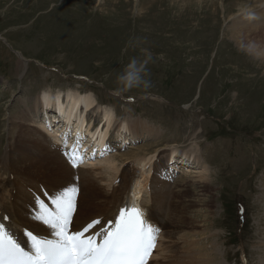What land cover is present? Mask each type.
Here are the masks:
<instances>
[{"label":"rangeland","instance_id":"obj_1","mask_svg":"<svg viewBox=\"0 0 264 264\" xmlns=\"http://www.w3.org/2000/svg\"><path fill=\"white\" fill-rule=\"evenodd\" d=\"M260 2L0 0V37L5 39H0V163L9 157L14 169L9 178L0 176L8 178L4 195L35 216L32 197L76 188L73 224L79 228L105 216L103 207L113 212L118 206L111 198L119 179L110 180L109 171L127 173L132 162L121 157L156 152L162 161L151 189L161 188L168 197L172 221L184 220L177 230L194 238V247L186 249L188 240L171 246V238L163 239L159 231L149 264L181 263L192 252L202 264H264V44H257L263 39L256 37L264 33ZM243 8L250 10L240 15ZM242 33L251 39L248 50L234 41L243 39ZM134 59L147 60L142 75L149 86L125 89L119 77ZM67 90L94 95L99 107L113 110L116 124L144 123L153 133L93 161L112 158L114 168L73 170L51 145V135L63 125L70 128L74 118L66 126L55 108L37 111L36 105L43 93ZM46 111L52 124L47 137L36 122ZM89 115L96 118V127L100 112ZM170 149L193 154L195 160L168 164L167 181L160 166ZM201 174L207 180L199 183Z\"/></svg>","mask_w":264,"mask_h":264},{"label":"bare ground","instance_id":"obj_2","mask_svg":"<svg viewBox=\"0 0 264 264\" xmlns=\"http://www.w3.org/2000/svg\"><path fill=\"white\" fill-rule=\"evenodd\" d=\"M257 1H261L260 3L264 4V0H257ZM249 10L250 9L243 8L239 11V13L243 12L240 15L247 14ZM261 29L262 31H264L263 28ZM241 30H247V27L242 28ZM260 32L261 31H258V34L256 35V37H261L263 39L262 43H257L259 45L264 44V33L260 34ZM1 38L3 37H0V39ZM242 38L243 39H235L234 41L237 44H239V46L243 47V49H246L245 46L247 44H250L248 43L249 37L244 36L242 33ZM6 42H8V40ZM246 50H248V47ZM256 51L257 50H255V53H257ZM21 66L22 65L19 64L18 67H21ZM36 105H37V111H39L40 108H44L45 110L55 108L56 113L58 114L59 118L66 122V126H68V124L71 123L73 118L75 120L74 125H72L70 128L65 127V125H63L62 127L64 128V130L63 129L57 130L56 128L54 129L55 131L53 130L52 135H51V138L53 139V141H51V145L53 147L54 146L57 147L58 145L62 143L61 139H59L57 135L58 131L61 132V134H63V131H68L70 132V134L73 133L72 135L73 138L79 137L78 135H80V138H83V136H85L88 139V142L95 141L94 142L95 146L99 148H103V146L107 144V138L110 134H114L120 141H124L126 136L129 138L135 139L137 136L142 137L143 134L147 135V134L153 133L152 129L149 130L150 131L149 133L147 132L148 129H146L145 127L146 125L144 123H138L137 125H132V124H128L126 121H121V122L119 121V123L116 124V121L114 120L113 110L108 107H99L94 95H92L91 93L82 94L75 90L74 91L67 90L65 91V93L57 92V94H54V95L49 94V93H43L42 96L38 99ZM81 108H82V111H81ZM96 111L100 112L99 117L101 120L98 123V125L94 127V124H95L94 119L96 118L92 119V117H90L89 114L91 112L94 113ZM34 113L36 116V111ZM46 113L47 114L44 119H37L36 122L38 124V129L43 133L44 136L47 137L48 135L51 134V132L48 130L46 126H44L42 121L46 123L48 122L49 125H52V124H51V121L48 119L50 118L49 113L47 111ZM41 114L42 113L40 112L39 115ZM19 128L23 130L24 126L20 125ZM118 149H120V147H118L116 150ZM176 152H177L176 150L170 149L169 153L166 156V159L164 157L165 165L164 166L161 165L164 170L165 168L168 169L167 167L168 164H170L171 166H174V164L177 162H179L180 164H183L185 162L186 163L191 162V164L194 163L195 156L193 154L185 153L184 155H179ZM170 154L172 156L175 154L173 161L171 158L169 159ZM156 156H157L156 152L151 153V154H148V153L145 154L143 152L141 153L140 151H137V152L132 151L130 152V154H127L121 157L123 160H125L124 162L126 163L130 161L132 162L130 163L131 168L128 170L127 173H121L120 175H118V171L116 168L110 169L111 171H109L110 180L116 182L117 178L119 179V184L118 186H116L119 189L113 193V196L111 198V200L113 199L115 200L114 202L118 203V206L113 212L112 211L108 212L105 209V207H103L104 205L106 206L108 202L107 200V202H104V204H102V206L100 207V208L103 207L101 209V213L102 214L106 213L105 216L107 218L103 216V218L106 220L110 217L115 216L117 211L122 206L129 205L131 207L133 206L139 207V208L142 207L145 210V216H146L147 223L151 226H155L156 228H158L159 231L163 233V236H162L163 239L165 238L169 240L171 238L169 240V243L171 244V246H173L174 243L175 244L178 243L179 241L183 242L185 240H188L189 245H188V248L186 249H191L194 247V242H193L194 238H191L189 236L188 238L183 237L180 231L177 230V228L180 227L179 224L184 225V220L179 219L178 221L177 220L172 221L171 217L173 215L171 211H172L173 206L172 204L167 202L168 197L165 196V193L162 191L161 188L158 190L151 189L149 182L152 178H155L156 164L157 162L162 161V159L158 161ZM164 159H163V162H164ZM93 161L85 162V164L83 165L84 166L103 165L102 167H107V168L115 167L114 166L115 161L112 158L104 159L102 161H96L95 163ZM168 161L170 163H168ZM8 163L10 164L9 157H8V162L0 163V176L4 177L8 175V178H9V176L13 173L14 171L13 166H10V165L8 166ZM169 169L172 170V167ZM203 171L207 172V169L204 168ZM160 174L162 173L160 172ZM8 178H6V180H4L3 178H0V217L9 216L11 217V219L8 221L0 220V223L11 225L14 235L17 236L20 240L23 239V235L22 233H19V231L24 230L25 228L33 230L34 233L40 236H46L48 238H52L49 229H45L43 227L38 228L37 222L32 221V218L34 217L32 212L21 211L20 208L13 202L12 197L4 195L8 189ZM204 179L207 180L204 174L203 175L201 174L200 176H198V180L200 181L199 183H201V181H203ZM166 180L169 181V178H167ZM186 180L188 179L183 178V177L181 178V181H186ZM27 198H28V195L22 196V200L24 201ZM111 200L110 202L113 201ZM167 206H168V212L166 211ZM88 209L89 207L85 208V210H88ZM108 214H110V216H108ZM86 219H88V216H86ZM16 227H19V229H17ZM184 233L187 234L186 232ZM186 253L187 252H183L182 256H184V254ZM195 256L196 254L194 252L189 253L184 257V259H187L186 261H183L177 264H199V263L202 264V260Z\"/></svg>","mask_w":264,"mask_h":264},{"label":"snow or ice","instance_id":"obj_3","mask_svg":"<svg viewBox=\"0 0 264 264\" xmlns=\"http://www.w3.org/2000/svg\"><path fill=\"white\" fill-rule=\"evenodd\" d=\"M76 192L66 189L52 196L50 205L37 200L33 219L47 226L52 238L25 228L28 251L14 239L12 226L0 223V264H147L159 229L145 222L141 208L121 207L114 220L86 235L102 221L92 219L82 230H70Z\"/></svg>","mask_w":264,"mask_h":264},{"label":"clouds","instance_id":"obj_4","mask_svg":"<svg viewBox=\"0 0 264 264\" xmlns=\"http://www.w3.org/2000/svg\"><path fill=\"white\" fill-rule=\"evenodd\" d=\"M147 60L138 62L135 59L128 65L126 71L119 77L120 83L125 89H131L133 87H148L149 82L143 79L144 65Z\"/></svg>","mask_w":264,"mask_h":264}]
</instances>
